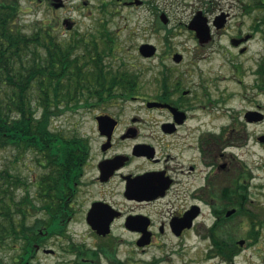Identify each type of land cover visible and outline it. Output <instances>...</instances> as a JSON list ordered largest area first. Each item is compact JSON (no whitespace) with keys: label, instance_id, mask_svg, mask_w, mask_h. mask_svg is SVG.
Segmentation results:
<instances>
[{"label":"flooded vegetation","instance_id":"flooded-vegetation-1","mask_svg":"<svg viewBox=\"0 0 264 264\" xmlns=\"http://www.w3.org/2000/svg\"><path fill=\"white\" fill-rule=\"evenodd\" d=\"M250 47L224 48L244 55ZM257 57L254 69L234 66L240 71L213 87L182 89L168 102L181 114L149 109L165 120L124 119L119 97L71 104L95 114L92 132L78 135L74 167L39 179L36 215L12 217L19 239L0 248V264H264V54ZM160 238L169 241L164 257L141 263Z\"/></svg>","mask_w":264,"mask_h":264},{"label":"rangeland","instance_id":"rangeland-1","mask_svg":"<svg viewBox=\"0 0 264 264\" xmlns=\"http://www.w3.org/2000/svg\"><path fill=\"white\" fill-rule=\"evenodd\" d=\"M142 1H145L144 5L129 6L118 0H64L65 6L54 10L48 2L42 4L40 0H21L23 9L18 20L23 31L28 34L37 26L51 24L59 39L76 37L78 34L87 39L95 35L99 40L102 31L112 32L110 36L117 49L115 48L113 54L105 60L106 68L115 72L119 70L121 74L136 81V90L131 97H126L123 101L121 98L117 99L121 100L119 104L125 108L124 119H167L166 113L152 112L145 107L148 101L159 98L158 79L164 76L169 77L171 81L174 77L178 78L182 89L185 90L202 86L213 87L216 78L231 76L233 72L240 71L234 69V66L242 67V71L254 69L256 60L259 59L258 54H264V27L261 31L253 29L264 12L252 8L255 0ZM198 11L204 12L213 33L212 41L206 46L200 45L195 32L188 29L189 21ZM162 12L166 13L169 19L166 25L161 23ZM222 12L229 14L230 19L224 29L217 30L212 20ZM65 20L74 21V26L68 29L64 24ZM247 35L251 36L247 42L251 46L248 53L241 55L234 48L227 53L224 48L226 43H232V39H241ZM145 43L156 46L158 52L155 57L145 59L139 55V47ZM174 53L183 55L180 64L173 61ZM177 95H180V92H174L171 97ZM112 101L115 100H110ZM94 115L88 108L66 110L52 122L54 127L68 138L84 136L92 132ZM14 160L12 149L0 148V171L11 168ZM14 166L15 171L28 179L41 172L32 155L24 157ZM17 193L18 197H21L25 195V189H20ZM30 193L35 206H39L38 191L32 187ZM35 211L32 210V215H36ZM168 242L163 238L157 239L156 244L160 243V247L157 248L154 244L149 248L146 254L141 256V263L147 257L163 258V251ZM0 256L3 258L4 253H0Z\"/></svg>","mask_w":264,"mask_h":264},{"label":"trees","instance_id":"trees-1","mask_svg":"<svg viewBox=\"0 0 264 264\" xmlns=\"http://www.w3.org/2000/svg\"><path fill=\"white\" fill-rule=\"evenodd\" d=\"M252 8L264 12V2L255 0ZM22 9L21 0H0V148L12 149L15 157L11 168L0 171V247L9 246V238L19 239L15 227L21 221L12 217L25 216L36 207L30 192L32 187L43 192L39 179L53 174V169L74 167L70 158L80 152V139L59 132L54 118L88 95L105 96L82 89H104L114 83L132 86L129 76L104 69L101 57L114 49L112 32H103L99 40L78 35L59 39L49 24L28 34L18 20ZM174 81L167 76L158 79V99L169 101L179 90ZM29 155L41 172L28 179L14 165ZM20 189L25 195L18 197Z\"/></svg>","mask_w":264,"mask_h":264},{"label":"water","instance_id":"water-1","mask_svg":"<svg viewBox=\"0 0 264 264\" xmlns=\"http://www.w3.org/2000/svg\"><path fill=\"white\" fill-rule=\"evenodd\" d=\"M139 3H141V2L140 1L136 2V4H139ZM54 6H55L54 8H60L62 6V3H56V4H54ZM161 18L165 24L168 23V19H167L165 14H163L161 16ZM213 24L216 27V29H218V30L223 28L225 25L224 16L217 17L214 20ZM70 27L71 26H68L67 28L70 29ZM188 28L196 33V37L198 38L199 44L202 46H206L213 39L208 18L204 16L202 11L197 12V14L194 16V18L190 21ZM247 39H249V36L245 37L244 39H240V40L233 39L232 43H236V45H238L239 43H242V41L243 42L248 41ZM140 53L144 57H153L154 54H156V48L153 45L143 44L140 47ZM173 60L176 63H181L183 60V56L181 54L175 53ZM162 106L165 108H170L172 110V112H174L176 115L181 114V112L178 109L173 108L168 104H161L158 102L148 103V107H150V108L162 107ZM165 126H168V125H165Z\"/></svg>","mask_w":264,"mask_h":264}]
</instances>
